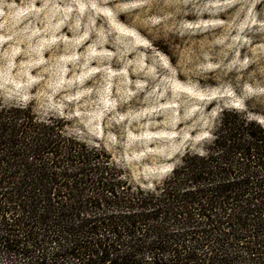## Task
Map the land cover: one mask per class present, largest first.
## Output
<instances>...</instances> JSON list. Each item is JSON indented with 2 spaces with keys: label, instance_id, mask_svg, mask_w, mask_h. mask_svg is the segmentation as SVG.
I'll return each instance as SVG.
<instances>
[{
  "label": "rangeland",
  "instance_id": "374dc122",
  "mask_svg": "<svg viewBox=\"0 0 264 264\" xmlns=\"http://www.w3.org/2000/svg\"><path fill=\"white\" fill-rule=\"evenodd\" d=\"M0 99L66 116L151 189L223 109L264 114V0H0Z\"/></svg>",
  "mask_w": 264,
  "mask_h": 264
},
{
  "label": "trees",
  "instance_id": "16d2710c",
  "mask_svg": "<svg viewBox=\"0 0 264 264\" xmlns=\"http://www.w3.org/2000/svg\"><path fill=\"white\" fill-rule=\"evenodd\" d=\"M243 106L146 189L66 116L0 99V264H264V114Z\"/></svg>",
  "mask_w": 264,
  "mask_h": 264
}]
</instances>
